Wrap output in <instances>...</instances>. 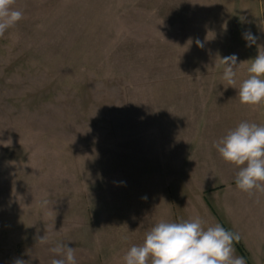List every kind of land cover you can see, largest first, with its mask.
Returning a JSON list of instances; mask_svg holds the SVG:
<instances>
[{"label":"rangeland","instance_id":"1","mask_svg":"<svg viewBox=\"0 0 264 264\" xmlns=\"http://www.w3.org/2000/svg\"><path fill=\"white\" fill-rule=\"evenodd\" d=\"M13 7L23 18L0 37V264H51L57 243L77 264H123L184 197L171 188L183 175L169 165L170 124L200 109L220 58L247 71L264 47V0Z\"/></svg>","mask_w":264,"mask_h":264},{"label":"crops","instance_id":"2","mask_svg":"<svg viewBox=\"0 0 264 264\" xmlns=\"http://www.w3.org/2000/svg\"><path fill=\"white\" fill-rule=\"evenodd\" d=\"M214 75L213 86L197 88L194 98L200 109L187 114L182 125L170 124L169 165L174 174L183 175L180 181L173 180L171 188L174 196L182 193L184 197H173L167 203L168 212L172 221L199 216L205 227L219 223L238 233L241 239L234 241L235 255L243 256L246 264H264V193L249 195L238 190L235 177L239 168L225 162L214 147L241 122L264 125V105H242L238 90L221 79L222 72ZM247 75V71H237V88ZM178 126L184 128L185 143L176 155Z\"/></svg>","mask_w":264,"mask_h":264},{"label":"clouds","instance_id":"3","mask_svg":"<svg viewBox=\"0 0 264 264\" xmlns=\"http://www.w3.org/2000/svg\"><path fill=\"white\" fill-rule=\"evenodd\" d=\"M16 0H0V37L14 27L23 12L13 7ZM248 46L256 44L258 37L250 31L244 33ZM197 45L202 47L200 41ZM235 54L220 58L224 66L221 79L238 90L242 105H264V47L257 46V55L248 60L247 78L237 88V64ZM7 146V145H6ZM221 158L239 168L235 177L238 190L253 195L264 193V125L241 122L214 144ZM47 201L44 202L47 205ZM205 221L197 216L187 220L156 223L145 235L141 245H133L123 257V264H246L243 256L235 255L234 241L239 243L238 233L226 230L221 224L205 227ZM48 242L47 235L38 237V243ZM61 257L51 264H77L75 250L67 244L57 243L49 249ZM14 264H27L16 259Z\"/></svg>","mask_w":264,"mask_h":264}]
</instances>
